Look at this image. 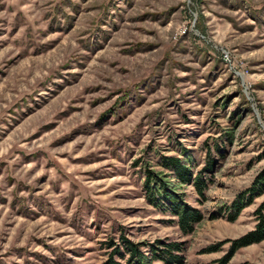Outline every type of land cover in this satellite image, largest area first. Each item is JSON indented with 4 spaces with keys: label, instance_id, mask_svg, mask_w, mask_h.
I'll use <instances>...</instances> for the list:
<instances>
[{
    "label": "rangeland",
    "instance_id": "obj_1",
    "mask_svg": "<svg viewBox=\"0 0 264 264\" xmlns=\"http://www.w3.org/2000/svg\"><path fill=\"white\" fill-rule=\"evenodd\" d=\"M183 149L214 160L204 200L179 188L190 234L142 190ZM262 168L264 0H0V264H105L120 235L215 264L255 225L264 194L225 211ZM227 264H264V240Z\"/></svg>",
    "mask_w": 264,
    "mask_h": 264
},
{
    "label": "trees",
    "instance_id": "obj_2",
    "mask_svg": "<svg viewBox=\"0 0 264 264\" xmlns=\"http://www.w3.org/2000/svg\"><path fill=\"white\" fill-rule=\"evenodd\" d=\"M206 157L202 168L194 172L195 163L183 149L181 155H159L157 165L163 168V171H156L146 166L142 172V190L145 200L163 214L172 217L169 220L178 227L182 234L192 233L195 225L202 220L203 216L199 208L190 205L185 200L184 193L179 188L192 186L197 195L205 199V192L212 180L211 177H206V174L212 173L214 168L213 158L208 155ZM262 194H264V168L257 172L248 187L232 198L226 208L225 217L229 221L236 220L242 209ZM254 215L256 218L254 227L243 235L228 241L227 252L217 259L215 264H227L239 248L264 240V203L259 204L254 210ZM143 244L132 242L120 235L119 242H108L112 251L108 253L105 264H151L154 260L166 264H181L183 261L180 253L183 250L182 243L156 240L155 243ZM144 246L149 248L147 253L141 250ZM215 250H218V247L211 245L206 252ZM116 257L123 259V262H119Z\"/></svg>",
    "mask_w": 264,
    "mask_h": 264
}]
</instances>
